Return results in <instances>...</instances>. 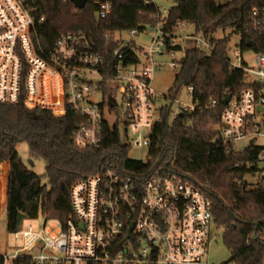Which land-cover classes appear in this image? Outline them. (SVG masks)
I'll list each match as a JSON object with an SVG mask.
<instances>
[{"label": "built area", "instance_id": "1", "mask_svg": "<svg viewBox=\"0 0 264 264\" xmlns=\"http://www.w3.org/2000/svg\"><path fill=\"white\" fill-rule=\"evenodd\" d=\"M44 1L0 0V104H23L55 116L77 114L79 122L71 138L79 148L99 149L106 128L120 133V125L126 133L149 130L144 142H136L138 147H149L165 107H157L161 96L153 89L154 74L165 67H181L186 54L178 57L183 46L177 38L192 40L193 49L208 57L215 54L216 45L187 22L180 23L171 35L164 20L170 8L162 9L157 0H143L145 6L157 9V21L143 30L122 31L130 39L118 40V32L114 34L118 63L109 74L104 55L86 33L63 34L52 47L41 45L37 29L46 20ZM93 3L99 19L114 11L112 0ZM253 17L255 31L263 34L264 10H254ZM190 27L194 28L192 34ZM181 29L187 34L179 36ZM130 53L137 56V62L126 63ZM237 60L230 59L232 68L245 71L249 81L255 77L257 81L252 83L261 84L262 90L247 89L239 98H232L216 130L225 144L241 151L239 142L264 138L258 126L249 130L257 107L264 106V54L254 53L253 64L241 52ZM188 89L193 103L180 113L192 115L201 102L195 100L194 88ZM117 93L123 98L121 105ZM216 103L211 99L206 107ZM259 158L264 168V150ZM263 178L264 170L259 180ZM70 201L72 214L65 225L52 220L42 231L32 226L21 231L19 227L15 238L22 237L23 245L3 254L4 264H18L23 259L29 264H201L215 240L212 201L174 166L159 167L144 178L123 174L107 162L97 174L74 183Z\"/></svg>", "mask_w": 264, "mask_h": 264}, {"label": "trees", "instance_id": "2", "mask_svg": "<svg viewBox=\"0 0 264 264\" xmlns=\"http://www.w3.org/2000/svg\"><path fill=\"white\" fill-rule=\"evenodd\" d=\"M112 1L113 13L99 19L93 0H88L86 8L78 11L66 0H45L42 14L46 20L37 29L38 40L43 47H52L63 34L86 33L104 55L106 72L113 73L118 63L114 52L119 47L114 34L143 30L157 21V9L145 6L143 0ZM170 1L173 6L164 18L168 33L173 35L180 23L187 22L195 27L197 34L216 45L212 57L189 49L169 92L174 98L182 88L193 87L200 107L192 115L184 112L171 120V106H165L161 110L162 122L153 131L149 162L144 163L129 158L130 147L117 129L107 127L102 146L86 150L72 142V132L79 122L77 114L55 116L23 104H0V164L10 162L4 223L8 233L19 230L21 213L32 218L42 213L47 221L65 225L72 214V186L97 174L107 162L123 174L144 178L159 167L174 166L212 201L214 222L223 227V241L232 253L231 260L237 264H264V178L259 180L264 170L259 158L264 146L253 142L236 151L235 146L219 138L215 129L222 124L223 101L228 96L236 99L247 89L262 90L261 84L247 79L245 71L232 68L228 50L236 35L240 37L242 54H264V33L255 31L253 17L254 10H264V0H229L224 4L217 0ZM219 31L230 34L217 39L215 35ZM137 61V56L130 53L126 63ZM211 99L216 105L206 107ZM254 125L252 122L250 131H254ZM22 143L30 147L32 166L35 159L46 162L49 188L43 176L21 159L17 148ZM254 180L258 182L250 183ZM20 263L29 264V261L23 259ZM0 264H4L3 255Z\"/></svg>", "mask_w": 264, "mask_h": 264}, {"label": "rangeland", "instance_id": "3", "mask_svg": "<svg viewBox=\"0 0 264 264\" xmlns=\"http://www.w3.org/2000/svg\"><path fill=\"white\" fill-rule=\"evenodd\" d=\"M229 0H217L218 3L224 4L228 2ZM231 1V0H230ZM158 4L161 6L162 9H169L173 6V2L170 0H157ZM189 33L194 32V28L190 27ZM178 35H184L187 34V31L184 29H181L178 31ZM230 32H223L219 31L215 35L217 39L224 38L225 36H229ZM116 38L118 40H123V39H130L129 34L127 32H118L116 34ZM177 43H179L181 46H183V50L179 52L178 57L181 58L186 54V50L193 49L194 48V42L192 40H185L183 41L181 38H177L176 40ZM239 43H240V37L239 36H233L231 43H230V49L229 51V56L230 59L233 62H238L237 60V55L241 51L239 49ZM245 60H249L251 64H253V53H246L243 54ZM169 59L167 58V61ZM180 68L172 69L170 67H165L162 69L156 70L153 78V89L161 96V100L158 101L157 107H162V106H171L172 109V118L173 120L174 116L176 114H179L181 111V108L186 107L191 105L193 103V98L190 94V90L188 88H182L177 95L173 96L174 98L169 99L165 97H169V92L170 89L173 87L176 75L179 73ZM257 79L255 77H252L250 79V82H255ZM115 98H117V102L119 105L122 104V96L117 93L115 95ZM217 129V127H215ZM129 133V134H128ZM126 133V129L123 125H120V134L122 137V140L127 143L129 141L131 144L130 149H129V158L137 161H142L144 163L149 162V147L142 145V146H137L136 142H144L146 140V137L150 134L149 130L145 131H137V132H132V130H129V132ZM129 137V140L127 139V135ZM250 141H241L238 143L237 147L239 150H244L247 146L250 145ZM257 144L260 146H264V138L260 137L257 139ZM29 148L26 143H22L18 146L17 150L18 153L27 166H29L31 169L35 171L36 174L39 176H43V182L44 184L48 185V178L45 176L46 174V162L42 159H35L34 165L32 166L30 164V153H29ZM3 175V174H2ZM3 183H0V217L1 214L4 211L5 207V181ZM258 180L250 181L252 184H256ZM49 188V185H48ZM6 216V215H5ZM5 216L3 217V222L2 224L5 223ZM47 222H50V226L53 224L52 220H46V218L43 216L42 213H39L37 217H26L21 226L20 230L25 231L29 230L30 227L32 226L34 230L36 231H42L45 229V225ZM213 231L215 235V240L211 243L209 247V252L206 255L205 259L201 264H222L225 262H228L232 259V253L231 251L226 247L224 243V231L222 227L214 226ZM4 237V229L1 228L0 226V238L3 240ZM7 243H8V248L10 250H17L18 248L22 247L23 245V239L20 237V239L17 241L15 238V234H8L7 235Z\"/></svg>", "mask_w": 264, "mask_h": 264}, {"label": "crops", "instance_id": "4", "mask_svg": "<svg viewBox=\"0 0 264 264\" xmlns=\"http://www.w3.org/2000/svg\"><path fill=\"white\" fill-rule=\"evenodd\" d=\"M253 123L255 126L260 127L262 131H264V106L261 104L257 107L256 112L253 116ZM258 139V138H257ZM257 142V140L255 141ZM0 179L5 181V207L4 211L1 214L0 217V226L1 228L4 229V237L3 240L0 238V255H3L5 253H10L12 250L8 248V243H7V235L10 234L8 233L7 227L5 224H2L3 222V217L6 215L7 211V203H8V187H9V174H10V162H5L0 164ZM3 174V175H2ZM3 183V181L0 180V183Z\"/></svg>", "mask_w": 264, "mask_h": 264}, {"label": "water", "instance_id": "5", "mask_svg": "<svg viewBox=\"0 0 264 264\" xmlns=\"http://www.w3.org/2000/svg\"><path fill=\"white\" fill-rule=\"evenodd\" d=\"M71 2L74 4V6L78 9H84L86 7V4H87V0H71ZM232 100V96H228L227 99H225L223 101V105L224 106H227ZM115 105V102L112 101V106ZM28 217L26 216L25 214L21 213L19 214V217H18V225L19 227L21 226L23 220Z\"/></svg>", "mask_w": 264, "mask_h": 264}]
</instances>
